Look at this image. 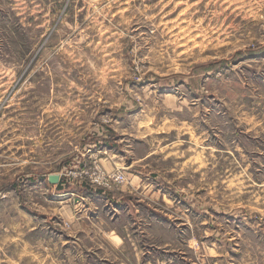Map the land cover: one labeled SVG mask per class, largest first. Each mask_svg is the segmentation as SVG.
<instances>
[{
    "label": "rangeland",
    "instance_id": "374dc122",
    "mask_svg": "<svg viewBox=\"0 0 264 264\" xmlns=\"http://www.w3.org/2000/svg\"><path fill=\"white\" fill-rule=\"evenodd\" d=\"M0 264H264V0H0Z\"/></svg>",
    "mask_w": 264,
    "mask_h": 264
},
{
    "label": "built area",
    "instance_id": "2783aa9c",
    "mask_svg": "<svg viewBox=\"0 0 264 264\" xmlns=\"http://www.w3.org/2000/svg\"><path fill=\"white\" fill-rule=\"evenodd\" d=\"M126 177L121 172H116L113 174H107L105 172H99L97 178L94 180V184L99 187H112L116 183H123Z\"/></svg>",
    "mask_w": 264,
    "mask_h": 264
},
{
    "label": "water",
    "instance_id": "95a60500",
    "mask_svg": "<svg viewBox=\"0 0 264 264\" xmlns=\"http://www.w3.org/2000/svg\"><path fill=\"white\" fill-rule=\"evenodd\" d=\"M60 182V176L59 175H50L49 176V183L54 185L58 184Z\"/></svg>",
    "mask_w": 264,
    "mask_h": 264
},
{
    "label": "trees",
    "instance_id": "16d2710c",
    "mask_svg": "<svg viewBox=\"0 0 264 264\" xmlns=\"http://www.w3.org/2000/svg\"><path fill=\"white\" fill-rule=\"evenodd\" d=\"M94 194V193H93ZM98 194V193H97ZM99 194H102L101 192H99Z\"/></svg>",
    "mask_w": 264,
    "mask_h": 264
}]
</instances>
